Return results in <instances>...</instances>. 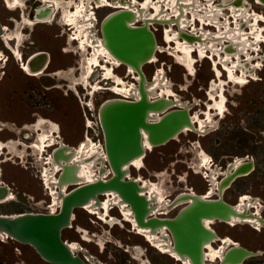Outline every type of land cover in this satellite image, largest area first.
Listing matches in <instances>:
<instances>
[{
  "label": "rangeland",
  "instance_id": "1",
  "mask_svg": "<svg viewBox=\"0 0 264 264\" xmlns=\"http://www.w3.org/2000/svg\"><path fill=\"white\" fill-rule=\"evenodd\" d=\"M56 1L62 11L86 3L83 0ZM137 1L142 2L143 0ZM246 1L248 8L264 16V10L260 5L255 4L253 0ZM200 2L205 4V0H198V3ZM214 3H220V1L215 0ZM40 5L38 0H20L18 6L13 4L15 8L13 9L10 4L0 0V24L8 29L5 34L11 31L13 33L15 21H18V24H24L22 10L25 17L32 19V8H39ZM111 11L112 9L108 7L93 9L96 17V36L100 37V20ZM226 12L223 10V13ZM65 18L67 19L66 16ZM140 23L137 22L136 25ZM258 24L261 27L256 28L260 36L259 40L262 39L264 42V31H262L264 22L259 21ZM31 26L21 29L22 36L20 37L23 40L18 47L19 52L24 57L33 51L43 50L50 56L47 69L36 76H28L19 69L18 61L10 56L5 49V42L0 38V52L2 53L0 66L3 64L5 55L7 56L4 66L0 67V73H2L0 77V123L5 124V126L0 125V180L13 195L12 200L0 204V214L45 213L48 209L54 210L56 207L55 205L50 206L52 195L50 196L44 189L38 178L42 161H37L35 151L32 148L26 149L24 144L31 141L34 133V129L26 125L42 117L58 125L63 143L75 149L83 141L89 145L92 142L99 147L102 144L101 130L93 123L96 121L98 106L104 100L116 97L112 90L121 87L119 91L127 94L129 93L127 89L137 84L136 80L129 75L126 66L104 63L109 68L114 67L113 73L122 78L124 84L118 85L114 78H108L106 70L104 74L108 81L97 83L95 79L102 70L95 68L88 79L89 85L94 87L92 91L94 93L88 94L85 85L87 80L82 81L85 75L81 80L79 79L82 85L76 87L77 94H75L68 89L69 84L71 87L74 85V80L53 75L46 76L45 72L55 69L66 71L68 67H72L74 69L72 76L75 79L79 78L82 71L80 64L88 50L86 52L77 50L74 41L68 45L67 36L70 31L56 23L55 20L51 24L37 23ZM152 26L155 28L153 32L156 42L163 45L162 25L153 24ZM241 29L244 31V27ZM206 30L209 32L208 36H214L213 27L207 26ZM249 40L252 41L250 38ZM65 49L69 51L63 52ZM258 49L260 50L258 56L262 59L264 43L260 42ZM166 50L156 51L154 53L156 60L142 65L141 70L145 78L151 80L160 70L164 79L171 83L173 92L182 101L193 103L191 112L204 109L206 103L211 104L210 107L214 104V100L221 98L225 102L223 103L225 111L222 112V117L215 116L216 113L212 111L214 113L213 125L206 128V133L183 131L173 140L147 151L142 158L141 167L129 168L130 176L141 179L142 182L153 183L156 190H159L157 192L172 199L175 194L185 190H193L196 194L204 193L206 189L208 190L209 181L206 176L210 171L213 172V169L223 171L227 164L235 160V157H246L247 160L252 159L253 161L252 170L246 175L237 177L229 187L223 190L221 197L225 202L234 204L239 194H247L256 199L259 214L264 218V61L260 62L261 59H259L256 64L258 67L251 70L250 78L243 76L244 83L229 80V78L226 81L223 75L222 79L216 75L217 78L214 80L213 62L211 66L208 58L199 57L200 59L193 62V73H190L186 67L177 62L168 47ZM251 62L255 64L256 60ZM249 64H245L246 67ZM215 67L218 69V64ZM108 87L109 90H107ZM209 88L214 91L209 92ZM218 89H220L219 98L216 97ZM209 98L211 101L208 100ZM85 105H91L92 110L88 111ZM85 119H88L92 126L87 129V134L84 128ZM39 133H43V130H39ZM7 139L19 140L22 144L18 145L17 142L12 144L7 142ZM50 150V147L45 148L42 157L46 156L45 153ZM203 155L208 159L206 167L201 166ZM203 167L208 169L207 172ZM74 186V184L68 185L67 190ZM98 198L101 199V196ZM211 198H216V194L211 195ZM182 206H177L165 217L174 216ZM109 213L116 215L115 210ZM210 227L218 236L226 235L247 250L260 251L259 255L246 258L241 264H264V224L256 229L249 224L231 225L215 220ZM84 237L87 238L84 239ZM61 238L67 242H76L103 264H117L116 257L123 250L127 251L126 259L130 261L129 264H149L145 249L152 247L140 236L134 234L128 224H105L82 208L73 210L70 226L62 230ZM155 252L153 256L156 264H177L167 255L160 254L156 250ZM5 256L14 264H50L41 260L29 245L0 237V258H5Z\"/></svg>",
  "mask_w": 264,
  "mask_h": 264
},
{
  "label": "water",
  "instance_id": "2",
  "mask_svg": "<svg viewBox=\"0 0 264 264\" xmlns=\"http://www.w3.org/2000/svg\"><path fill=\"white\" fill-rule=\"evenodd\" d=\"M234 1V0H233ZM236 2L239 0H235ZM264 3V0H259ZM50 9L42 6L35 10V18L48 16ZM133 18L130 10H117L100 20L99 34L109 53L127 64L138 76L137 100L107 99L97 109V120L102 135V149L106 156V170L110 175L92 182L77 184L61 194V201L55 213H18L0 214V232L22 244L29 245L35 253L50 264H85L77 252H72L69 243L61 238L63 229L70 226L75 208H81L89 200L98 202V196L110 191L115 192L128 205L138 226L147 227L163 239L171 241L173 250L179 256H186L190 264H241L246 258L259 255L257 251L247 250L236 244L229 245L216 261H206L202 251L204 242L215 237L214 230L205 228L202 220L227 221L237 212L234 205L225 202L222 191L231 182L246 175L253 167L252 160H245L231 174L219 180L216 198L191 196L190 202L184 204L171 218L149 217V202L139 194L138 185L126 178V165L134 158L144 154L143 142L152 147L160 146L175 138L184 127H192L188 109L192 103L172 108L163 113L159 119L151 120L149 112L166 106V100L158 98L148 100L143 86L144 73L142 65L149 63L156 50V39L152 28L146 24L129 26ZM2 27L0 25V34ZM46 53L38 52L29 58L28 67L35 70L42 67ZM143 133V136L142 134ZM53 160L64 161L57 175L58 182L75 180L74 165L65 161L68 154L63 146L51 150ZM228 169V164L225 167ZM6 187L0 184V197L6 193Z\"/></svg>",
  "mask_w": 264,
  "mask_h": 264
},
{
  "label": "flooded vegetation",
  "instance_id": "3",
  "mask_svg": "<svg viewBox=\"0 0 264 264\" xmlns=\"http://www.w3.org/2000/svg\"><path fill=\"white\" fill-rule=\"evenodd\" d=\"M38 1H40V3H41L40 7L45 6V7H48L50 9L49 15L45 16V17H42L40 19L39 18H35L34 12H35V10L38 9V7H36V8H32L33 9V12H32V15H31L32 19H30L28 17H25L24 14H23V10H22V17L24 18V21H23L24 24L19 27L20 24H18V21H15V29H14L13 33L11 31L10 33L5 34L6 32H8V29H7V27L2 25L3 28H4V34L2 36H0V38L3 39L4 35H7L8 38H9V40L6 43H4L5 49L9 52L10 56L14 60L18 61L19 69L22 70L26 75H28V76H36V75H38L40 73H43L44 70L47 69L48 64L50 62L49 54L47 52L43 51V50H37V51H33V52L29 53L28 55L23 57L22 53L19 52V49H18V47L20 46V43L22 42L23 38L21 39V37H20V42H19V40H17V38H16V35H17L18 32H19V35H21L20 33H22L21 32L22 28H24V27H29L30 28V25H29L30 23L32 25L31 27H33L37 23L51 24V22L55 20L56 23H58L59 25L63 26L64 28L68 29V31H70V33L67 36V44L69 45L71 42L74 41L76 43V49L77 50H79L81 52H86L88 50V53L85 56L84 60L80 64V67H81L82 71H81V75H80L79 78L75 79L74 76H72V71L74 70L72 67H68V69L66 71L65 70H61V69H55L53 71H47V72H45V75L46 76L53 75V76H58L60 78L64 77V78H66L68 80H74V85L71 87V85L69 84L68 85V89L73 91L75 94H77L76 87L78 85H82V82L79 81V79L81 80L82 76H85V75L87 76L88 75L86 77L87 81H86L85 85H86V88L88 90V94H93L94 92L92 93V91H93L94 87H93V85L92 86L89 85V80L88 79L90 78V76L94 72L95 68L102 70L101 74L95 79V80H97V83L100 82V81H108V79L105 78V74H104L105 66H106V65H104V63L105 64H108V63L104 62L103 58L100 59V61H98L97 65H93L92 70L90 72H88V70H87L88 67H89V65H88V57H91L92 53H93V50H92V48L90 46H93L92 44H96V43H93V42H95V40H97V39L101 40V37L96 36V33H95L96 17L94 15L93 9L101 8V7H108V8H111L112 9L111 12H113V11L120 10V9H128L129 7L127 6L126 3L122 4L121 3L122 0H108V3H110V4L103 5V6H97L96 3H94V1H92V2H90V5H91V9H90V11H91V14H90L91 15V19H90V21L86 20V19L82 20V18H80L79 19L80 21L78 20L76 23H73V25L75 24L73 26L72 24H68L66 22V20H65L66 18H65L64 14H63V11L61 9L57 8L54 0H42V1L38 0ZM83 1H86V0H83ZM127 1L132 3V0H124V2H127ZM139 1H142V0H139ZM153 1L155 2L157 0H153ZM176 1L178 2L177 4H175L176 7H177V10H178L177 11V13H178L177 15H176V13L171 12L170 9L163 8L164 10H167L169 12V16L167 18L164 19V18H160V16H154V18H157L158 20H166L169 23H165V24L158 23V22L149 23V27L150 28L153 27L152 26L153 24L162 25V28H161V39L164 42V44L163 45H159L157 43V45L160 47V48H158L157 51H167L166 50L167 47H171L169 49H172L173 46H175V40L173 39V35L175 34L176 38L180 42H187L188 44H191L195 48V49H193V51L191 53V55L194 54V55H192L193 58H194V63L197 61V59H200L199 55H198V51L196 50V49H198L197 47H199L200 44L204 45L205 48H207V51H206L207 53L206 54H208V55H206L203 58H208L209 61L211 62V66H212V62H213L212 60H215V61L218 62V69H220L221 72H222L221 75H220L221 79H222V75H223L224 76L223 79L228 81L227 73L223 69V64L221 62V61H225L226 58H224V57H227V56H229V62L227 61V63H230V65H231V62L237 63V60L239 59L240 64H242V69L246 71V78H250L251 77V70L254 67L255 68L258 67L256 64H257V62H259V59H261V56H258V52L260 51L258 49V44L260 42L261 43H264V42H263L262 39H260L259 41L255 40L254 35L251 33V27H250L249 24L254 22V19H253L252 16L255 13L258 17H260L257 20V27L261 28L259 26L258 22L259 21L260 22H264V16L262 14L256 13L253 9L251 10L250 8H248V3H247L246 0H239V1L242 2L241 5H237L239 3V1L236 2L235 0L234 1L233 0H219L220 3H214L215 0H205V4L201 3V2L198 3V0H192V1L191 0H176ZM186 1L188 3H186ZM189 1H191V2H189ZM4 2H6V1L4 0ZM253 2L255 4L260 5L261 8L264 10V3L260 2L259 0H253ZM139 3H141V2H139ZM209 3H210V5H209ZM193 4H194V6H193ZM195 4L199 5V6H196ZM138 7H141V6L137 5V7H135L133 5L132 10L137 12L136 8H138ZM151 7H150L148 12L142 11L141 15L138 14V16H137L138 18L135 21V23H133V25L136 26L137 22H141V24L144 23L143 20H145L146 18H149L148 17V13H151V11H153V9ZM75 8L71 7L70 9H68L67 12L70 11V13H73L75 11ZM232 8L233 9L243 8L242 12H245V10H246V12L250 11L249 13L251 14V18L246 19V20H240L238 18H235V16L232 13ZM22 9H24V8H22ZM197 10H199V11H197ZM223 10H226L227 12L223 13ZM196 12H198V13H196ZM109 13H107V14H109ZM145 13H147V14H145ZM210 13H213V15H210ZM197 14L203 15V18H204L203 22H201L200 18H196V17H199ZM56 15H57V17H56ZM208 17L210 19H212L213 21H218V23L220 22L219 24H221V25L216 26L214 24L209 23L208 22V19H209ZM154 18H150V19H154ZM250 19H251V21H250ZM84 21L86 23L88 22L90 27L89 28L88 27L85 28L86 30H89V32L85 31V29L83 30L84 32L88 33V37H87V41L88 42L87 41L84 42V44H85L84 46H86V45L87 46L85 47V49L83 51V49L80 48L81 46H80L79 40L77 38L74 39L73 36L76 35V32H78V28L80 27V25H83V23L85 24ZM77 23H78V25H76ZM207 26H211V27L214 28V30H215L214 31V36H208L209 32L206 30ZM242 27H244V31L241 29ZM17 28H19V29H17ZM200 28H201V30H200ZM237 28H239V29H237ZM153 29H155V28L153 27L152 30ZM17 30H18V32H17ZM166 30H168V33L171 36V40L169 42H167L166 38H165L166 37ZM180 30H181V32H183L184 36L187 35L189 37H194L195 39L194 40H189V39H187L185 37H181ZM241 30H242V32H245V33L248 31V33H246L247 34L246 38L243 39V40L238 38L239 35H238V33H236L237 31L241 32ZM200 31H203V32H200ZM227 31L230 32V33L232 32L233 33L232 35L235 36V38L232 35L228 36V34H227L228 32ZM262 31H264V28L262 29ZM201 33H203V34H201ZM82 36L83 35L81 34L80 37L83 38ZM207 38H209L210 40L207 39ZM249 38L252 39V41L249 40ZM235 41H237V42H235ZM211 42L215 45V48H217V50L219 51V56L215 54V55L212 56V58H210V56H211V52L210 51H211V47L213 45V44H211ZM249 43H250V45H249ZM68 51H69V49H65L63 52H68ZM38 52L46 53V61L41 65L42 67H41L40 72L31 73L28 70L29 69L30 70H35V66H33V67L29 66L28 67L27 62H28L29 58H31L34 54H36ZM1 55H2V53L0 52V59L2 60ZM6 60H7V56L5 55V58L3 59V64L0 66L1 68L4 66ZM155 60H156V57L154 56V60H152L151 62H153ZM253 60H256L255 64H253L251 62ZM261 61H264V56L260 60V62ZM249 62L251 64H249ZM245 64H249V66L246 67ZM120 65H123V64L120 63ZM239 67H241V66H239ZM212 70L214 71V80H215L217 78L216 77V72H215V70L213 68H212ZM63 73H64V75H63ZM1 74L2 73H0V77H1ZM238 74L241 75V70H239V68H236L235 75L237 76ZM129 75H131V77L134 80H136V82H137L138 76L136 75L135 72H133V74L130 73ZM246 78H245V80H246ZM218 82H219V80H218ZM230 82H234V81H230ZM244 82L245 81H243L242 83H244ZM234 83L235 84H239L237 82H234ZM83 87L85 88V86H83ZM136 87H137V84H136ZM107 90H109V87L107 88ZM213 91L214 90H211L209 88V92H213ZM218 91H220V89L217 90L216 97L219 98ZM112 92L116 95V97H114V98L134 99L136 97L135 94H133V93L132 94H125L122 91H119L118 88L112 90ZM174 96L176 97L177 95L174 93ZM174 96L173 95L172 96H168L167 95L166 97H169V98H172V99H176ZM177 99L180 102L182 101L180 98H178V96H177ZM208 100L211 101V98H209ZM209 105H211V104L206 103L204 109H200V110H197L195 112L194 111L191 112V108L189 109V114H190V116H191V118L193 120L194 128H195V130H197V131L192 130V131H195V133H203L204 134V133H206V131H205L206 128L211 127L213 125L212 116L214 115V113L212 111H214L216 113L215 116H217V117L221 116L222 117L223 114L221 112H218L219 111L218 109H214L212 107H209ZM85 106H89V105H85ZM176 107H180V106L176 105V106H173V107L169 108L168 110H170L172 108H176ZM200 114H201V116H200ZM199 120L202 121V126L203 127L200 126V124H198ZM0 125L1 126H5L4 123H0ZM55 125L57 126L56 130L54 128ZM26 126L29 127V128L34 129V133H33V138L31 139V141H29L28 143H24V144L26 146V149L27 148H32L35 151L37 161H40V160L42 161V167H41V169L39 171V177L38 178H39V180H41L40 182L42 183V186L44 187V189L50 195L51 186H54L55 190L58 191V187L56 186V180H57V175H58V173L61 170L58 167V165L53 164L50 161L51 150L56 148V146L59 145L61 142L63 143V141L61 140L60 134H59L58 125L55 122H53V121H50V120L42 118V117H38L33 123H31L30 125H26ZM9 128H11V127H9ZM84 128H85V120H84ZM41 129L43 130V133H39V130H41ZM0 130H1V127H0ZM188 130H191V129L185 128L181 132L188 131ZM42 134H43L42 138H45L44 139V143H43L45 145L42 147V150H39L37 145L42 143L41 139H40V136ZM84 136L86 137L85 134H84ZM6 141L9 142V143H12V144H14V142H17L18 145L22 144V142H20L19 140L14 141L12 139H7ZM49 147L51 148L50 152L45 153L46 156L44 155V157H42L43 153L45 152V148H49ZM99 147L101 148V145H99ZM150 148H148L147 151L152 150L153 147H150ZM9 153H10V151H9ZM12 156H13V154L11 155V157ZM207 156L210 158L209 155H207ZM18 157H19V155H18ZM210 160H211V158H210ZM237 160H238L237 164H241L245 160H247V158L246 157H235V160L233 162H231V163H235L236 164ZM141 162H142V159H141ZM231 163H229L228 165H230ZM252 163H253V161H252ZM142 165H143V163H142ZM130 167L135 168L134 166H130ZM46 168L49 169L48 171L50 173L54 172L52 175L49 176V182H50L49 184H50V186L47 185L45 183V181H44L43 171ZM106 168H107V166H106ZM204 169H206V168H204ZM207 170L208 169H206V172H207ZM213 170H214L216 175L211 176V174H210L211 171L208 173V176H206V177H207V179L209 181V186H208V190L206 189L204 191V193L196 194L195 192H193V190H185V191H181V192L175 194L172 199H168V198L162 196L161 200L157 199L159 197V195H161V194H159V192H157V190H153L152 187H151V186H154L156 188V186L153 183L151 184V182H142L140 179H137L136 177L130 176V173H128L127 176H128L129 179L134 178L135 180H137L139 182V184L141 186H143L145 188L144 190H142L140 192V194L144 195L148 199V202H149V205H148L149 206L148 207L149 208V210H148L149 214H148V216L149 217L154 216V217H158V218H171V217H165V215L167 213H169L170 211H172L177 206L184 205V204L187 203V202H181V203L172 205L173 200L177 196H179L180 194L191 193V194H195V195H202V197H204V198H211V195L216 194L218 192V190H219V187H218L219 180H220V178H222V176L225 175V172L227 171V169H224L223 171H220L218 169H213ZM94 172H93V174L96 175V177H98V170H95ZM109 175H110V172L108 171L107 173H105L102 176V178H106ZM218 176L220 178H218ZM234 180L231 182V184L234 182ZM145 183H147V184H145ZM0 184H3L5 187H7L3 182H1V180H0ZM74 185L76 186V184H74ZM149 189H152V192L149 191ZM8 192H9V194L11 196L9 197V195H8V197L5 200L0 201V204L3 203V202L10 201V200L13 199V195L10 192L9 188H8ZM65 192H67V186L65 187ZM236 200H237V202L234 203L236 206H241V205H246L247 206V210H246V214L247 215L248 214H253L255 216L260 217L262 220H264V218L259 214V210L257 209L258 208V204H257L255 198H252L251 196H248L247 194H239L236 197ZM104 202L106 203V205L104 204ZM49 204H50L51 207L54 206L52 200H51V202ZM88 205H89L88 207H87V205H85V206H82L81 208L84 209L85 211H87V213H89L91 215H95V217L98 220H100V221L102 220L105 224L109 223V225L122 224V223L128 224L130 229L133 231L134 234L140 236L144 240V242H146L149 246L154 248L160 254L167 255L169 258H171L177 264H190L189 259L186 256H179L173 250L172 243H171L170 240L168 242V241L163 239V234H161L160 237H159L158 233L152 232V230L150 228L138 226L136 224L135 220H134V216L132 214L131 209L128 207V205L126 203L121 202L120 198L117 195H115L113 193H107V194L101 196V199L99 200V204H97L96 202H91ZM58 207H59L58 205H56V207H54L55 212L57 211ZM112 210L113 211L115 210V213H116L115 216L111 215L109 213ZM11 214H14V213H11ZM126 216H128V217H126ZM250 219L251 218H248V219L244 220L245 221L244 223H240L239 220H235L234 222H226V223L231 224V225H234V224H249V225H251L252 227H254L256 229L260 228L263 225V224H261L259 221L255 220V219H251V220ZM207 221H209V220H204L203 221L205 226L208 227L209 229L213 230L210 227V224H212L213 221H209L210 222L209 224L207 223ZM83 235L85 236V233ZM0 237L3 238L2 236H0ZM8 238L9 237H5L3 239H8ZM86 238L87 237H84V239H86ZM215 242H217V243H216V245L213 246L212 244L215 243ZM68 243H69V246L71 247V249L73 250V252L74 253L77 252L78 256H80L83 259L85 264H103L101 261H99L98 259L93 257L89 252H87L86 250L82 249L76 242L70 241ZM207 244H210V246L212 248H214L215 250H219L220 249L221 250V254H222L224 252V250H225V246L228 247L229 245H236L237 243H235L232 239H230L226 235L218 236L216 234V236L213 239H211L209 241V243H207ZM207 244L204 245V255H205L206 260L213 262L217 258H220V257H217V258L212 260V259H210L207 256V253H208ZM152 248L145 249L146 253H147L146 259H147L149 264H156L155 261H154V256H153L156 252ZM221 248H223V249H221ZM126 252H127L126 250H123L122 252H120L118 257H116V260L118 259L117 264H129L130 261L129 260L127 261V259H126ZM41 260H43V259H41ZM0 264H14V263L12 261H9L8 257L5 256V258H0Z\"/></svg>",
  "mask_w": 264,
  "mask_h": 264
},
{
  "label": "bare ground",
  "instance_id": "4",
  "mask_svg": "<svg viewBox=\"0 0 264 264\" xmlns=\"http://www.w3.org/2000/svg\"><path fill=\"white\" fill-rule=\"evenodd\" d=\"M6 3L10 4L12 7H13V4H16L17 6L19 5L20 3V0H5ZM94 1V3H96L97 6H103V5H108L110 3H108V0H86V3H81V5H77L76 8H75V11L73 13H70L67 12L68 10L64 9L63 10V14L64 16L67 17L66 19V22L68 24H72L73 23H76L80 18H82V20H89L91 19V5H90V2ZM192 1V0H191ZM189 1V2H191ZM56 6L58 9H61V6L58 5V1L54 0ZM85 2V1H84ZM122 4L126 3L127 6L129 7L128 9H123V10H130L132 13H133V18H131L129 21H128V25L129 26H135L133 25V23H135V21L137 20V16L138 14L141 15L142 14V11H146L148 12L150 7L153 9V11H151V13H148V17L149 18H146L145 20H143L144 23L142 24H146L148 25L149 27V23L151 22H158V23H162V24H165V23H169L168 21L166 20H158L157 18H154V16H160V18H167L169 16V12L167 10H164L163 8H168L170 9L171 12H174L176 13V15L178 14L177 13V7L175 4H177L178 2L176 0H157V1H153V0H144L142 1L141 3H139L137 0H132V3L131 2H124V0L121 1ZM181 3V2H180ZM183 3V2H182ZM186 3H188L186 1ZM242 2L239 1V3L237 5H241ZM133 5L135 7H137V5L141 6V7H138L136 8L137 9V12L132 10V7ZM196 5V4H195ZM210 5V3H209ZM194 6V4H193ZM196 6H199V5H196ZM198 8V7H197ZM201 8V7H200ZM14 9V7H13ZM185 9V8H184ZM66 10V11H65ZM193 10V9H192ZM243 8H238V9H233L232 8V13L233 15L235 16V18H238L240 20H246V19H249L251 18V14L249 12H242ZM90 11V12H89ZM117 11V10H116ZM199 11V10H198ZM211 11V10H210ZM114 12V11H113ZM185 12V11H184ZM194 12V11H193ZM203 12V11H202ZM111 13V12H110ZM198 13V12H197ZM147 14V13H145ZM202 14V13H201ZM192 15V14H191ZM199 17H196V18H200L201 22H203L204 18H203V15H199L197 14ZM210 15H213V13H210ZM212 17V16H211ZM253 19H254V22L249 24L250 27H251V33L254 35V38L256 40L259 41V34H258V28L257 27V20L258 17L255 13L253 14ZM150 18H154V19H150ZM209 18V17H208ZM207 18V19H208ZM213 18V17H212ZM252 19V20H253ZM80 21V20H79ZM251 21V19H250ZM85 22V21H84ZM208 22L211 23V24H214L216 26H219L221 24L218 23V21H213L212 19H208ZM239 22V21H238ZM30 23V22H29ZM28 23V24H29ZM66 24V23H65ZM82 24V23H81ZM31 25V23L29 24ZM75 25V24H74ZM73 25V26H74ZM78 25V23L76 24ZM203 25V24H202ZM21 26V24L19 25V27ZM213 26V25H212ZM239 26V25H238ZM237 26V27H238ZM2 27V32L0 34V36H2L4 34V28L3 26L1 25ZM89 28L90 25L89 23L85 22V24L83 23V25H80V27L78 28V32H76V35L73 36L74 39H78L79 42H80V48L85 49V47L87 46H84V42L87 41V37H88V33L89 30H86L85 28ZM225 27V26H224ZM150 28V27H149ZM19 29V28H17ZM85 29V31L87 32H84L83 30ZM167 29V28H166ZM239 29V28H237ZM201 30V28H200ZM204 30V29H203ZM221 30V29H220ZM198 31V30H197ZM18 32V30H17ZM200 32H203V31H200ZM217 32V31H216ZM228 32V31H227ZM221 33V32H220ZM223 33V32H222ZM236 33H238L239 37L241 40L245 39L246 38V33L245 32H240V31H237ZM22 34V33H20ZM83 35L81 38L80 35ZM203 34V33H201ZM208 34V33H207ZM218 34V33H217ZM225 34V33H224ZM223 34V35H224ZM228 36H231L233 33L231 32H228L227 33ZM180 35L181 37H185L189 40H194L195 38L194 37H189V36H184L183 32H181L180 30ZM235 35V34H234ZM237 35V34H236ZM241 35V36H240ZM206 36V35H205ZM218 36V35H217ZM233 36V35H232ZM80 37V38H79ZM226 37V36H225ZM235 38V36H233ZM237 37V36H236ZM16 38L17 40H20V35H19V32L17 33L16 35ZM22 38V37H21ZM166 41L169 42L171 40V36L169 35L168 33V30H166ZM203 38V37H202ZM173 39L175 40V46H173L171 50V54L176 58L177 62L179 64H181L182 66L186 67L187 70L190 72V73H193V62H194V59L192 58V55H191V52L193 51V49H195L191 44H188L187 42H180L177 38H176V35L174 34L173 35ZM209 39V38H207ZM3 40L5 41V43L9 40L8 36L7 35H4L3 36ZM77 40V41H78ZM95 40V39H94ZM188 40V41H189ZM210 40V39H209ZM239 40V39H238ZM206 41V40H205ZM248 41V40H247ZM78 42V43H79ZM88 42V41H87ZM93 42V41H92ZM102 42V39L101 40H95V42L93 43H96V44H92L93 46H90L93 50V53H92V56L91 57H88V72H90L92 70V67L93 65H97L98 64V60L99 59H104V62L106 63H110L114 66H118L121 64L125 65L128 67V73H133L134 71L127 65V64H124L122 63L121 61H119L117 58H115L114 56H112L109 51L107 50V48L104 46ZM209 42V41H208ZM237 42V41H235ZM256 42V41H255ZM251 43V42H250ZM249 43V45H250ZM101 44V45H100ZM211 44H213L211 42ZM210 44V45H211ZM247 44V43H246ZM256 44V43H255ZM97 45V46H96ZM248 46V45H247ZM249 47V46H248ZM158 48H160L158 45H157V42H156V50L155 52L158 50ZM170 48V47H168ZM198 49H196L198 51V55L200 58H203L205 57L207 52V48H205L204 45L200 44L199 47H197ZM250 48V47H249ZM210 49V48H209ZM245 49V48H244ZM196 51V52H197ZM211 58L213 55H218L219 56V51L217 50V48H215V45L213 44L212 47H211ZM248 52V51H247ZM20 55V54H19ZM154 56L150 59L149 62H151L152 60H154ZM220 58V57H219ZM226 58L225 61H221L222 64H223V69L226 71L227 73V76L229 78V80H238L237 82H243V76H245L246 74L244 72H246L245 70L242 69V64H240L239 62V59L237 60V63H234V62H231V65L230 63H227V61L229 62V56L227 57H224ZM238 58V57H237ZM46 60H44L45 62ZM213 61V69L215 70L216 72V75L217 77H220L221 75V72L220 70H218L215 65L218 64L217 61L215 60H212ZM241 66V67H239ZM236 68H239V70H241V76H236L235 75V70ZM29 69V68H28ZM113 69L114 67H111L109 68L107 65L105 66V70H106V75H108L107 77L108 78H114L117 82L118 85H122L124 84V81L122 78H120L118 75H115L113 73ZM41 70V68H40ZM40 70L38 69L37 71H31L30 69L28 70L29 72L31 73H38L40 72ZM88 76V75H87ZM83 77V80L84 81L86 79V77ZM138 80V79H137ZM127 83V82H126ZM125 83V84H126ZM143 86L145 88V92H146V95H147V98L148 100H156L158 98H163L166 100V106H164L162 109L158 110V111H154V112H149V116L151 118V120H156V119H159L160 116L165 113V111H167L169 108L173 107V106H184V105H188V102L187 101H179L177 99V96L175 97L174 96V92L173 90L171 89V83H169V81L167 82L165 79H164V76L162 75V72L159 70L156 72L155 76L151 79V80H148L146 78H144V82H143ZM121 88V87H120ZM118 88V89H120ZM124 91V89H121ZM127 91H129V93L127 94H130V91H132L133 94L136 95V97L134 99H124V100H137L139 98V92H138V85L137 87L135 85H131L129 87V89H127ZM124 93V92H123ZM174 96L176 99H172V98H169V97H166V96ZM179 98V97H178ZM112 99H122V98H112ZM224 99L221 98L220 100H214V104L210 107L214 108V109H218L219 111L218 112H223L224 111ZM193 104V103H192ZM90 106V105H89ZM193 106V105H192ZM190 109V108H189ZM189 109H188V114H189ZM223 114V113H222ZM208 116V115H207ZM189 117H190V120H191V124H192V127H184L182 130H184L185 128H189L191 130H195L194 128V125H193V120L189 114ZM210 117V116H209ZM199 118V117H198ZM209 119V118H208ZM205 121V120H204ZM211 122V121H210ZM206 123V122H205ZM89 121L86 119L85 120V129H86V133H87V128H89ZM200 126H202V121L199 120V123ZM203 127V126H202ZM55 130L57 128V126L55 125L54 126ZM204 129V128H203ZM197 131V130H195ZM142 136H143V133H141ZM43 136V135H42ZM44 139L45 138H41V144L37 145L38 149L39 150H42V147L45 145L43 144L44 143ZM53 139V138H52ZM91 142V141H90ZM58 146H63L64 147V152L68 154V158L67 160L65 161V163L67 164H71V165H74V173H75V180L74 181H71V182H64V183H59L58 180H56V186L58 187V191L55 190L54 186H51L50 188V194L52 195V202L53 204L56 206L58 205L59 206V203L61 201V194H65V187L68 186V185H71V184H81V183H86V182H92L94 180H97L98 178H102V176L107 173L109 171L106 170V156H105V153H104V150L102 149V146L101 148L100 147H97V145L95 144H86L84 141L80 143V146L75 149L67 144H64V143H60ZM143 146H144V154L146 153L147 149L152 147L150 144H148L147 142H143ZM148 147V148H147ZM2 148V147H1ZM55 149V148H54ZM53 149V150H54ZM151 149V148H150ZM144 154L143 155H140L134 159H132L127 165H126V168H127V171H126V178H128V173H129V167L130 166H134L135 168H139L142 166V162H141V159L144 157ZM205 155H203L204 157ZM50 161L53 163V164H56L58 165V167L60 168L62 164H64V161L62 160H59V161H55L53 160L52 156L50 158ZM208 159L206 157L202 158L201 159V166H208ZM238 163V160L236 161V164L235 163H231L230 165H228V169L227 171L225 172V175H228V174H231L232 170L234 168H237L239 167L241 164H237ZM240 163V162H239ZM61 169V168H60ZM212 169V168H211ZM49 169L46 168L44 169L43 171V176H44V181L47 185L50 186V182H49V176L52 175L53 173H50L48 171ZM57 170V169H56ZM94 170H98V177H96V175L93 174ZM211 176H214L216 175L215 172H211L210 173ZM94 175V176H93ZM219 175V174H218ZM93 176V177H92ZM223 177V176H222ZM132 180H134L135 182H137V185H138V192L140 194V192L142 190H144L145 188L143 186H141L139 184V182L137 180H135L134 178H131ZM213 179V178H212ZM141 180V179H140ZM213 183V182H212ZM147 184V183H145ZM152 184V183H151ZM153 190H156V188L154 186H151ZM6 193L0 197V201H3L5 200L8 195L9 197L11 196L8 192V188L6 187ZM152 189H149V191L152 192ZM158 190V189H157ZM159 191V190H158ZM211 191V190H210ZM156 192V191H155ZM212 192V191H211ZM223 192V191H222ZM108 193V192H107ZM105 193V194H107ZM109 193H113L115 195H117L119 197V195L115 192H112L110 191ZM155 194V193H154ZM161 194V193H159ZM141 195V194H140ZM144 196V195H142ZM191 196H195V194H191V193H183V194H180L179 196H177L173 202H172V205L174 204H178V203H181V202H190L191 199L190 197ZM145 197V196H144ZM120 198V197H119ZM146 198V197H145ZM204 198V197H202ZM147 199V198H146ZM157 199H162V195H159V197ZM100 200V199H99ZM99 200L98 202L94 201L93 199L89 200L86 204H84L83 206L87 205V207L89 206L88 204H90L91 202H96L97 204H99ZM121 202L125 203L121 198H120ZM148 200V199H147ZM242 203V202H241ZM250 203V202H249ZM104 204L106 205V203L104 202ZM158 205V204H157ZM234 205V208L236 210V214L235 215H230L229 219L227 221H224V222H234L235 220H239L240 223H244L246 219L248 218H251V219H255L257 221H259L261 224H264V220H262L260 217L258 216H255L253 214H246V210H247V206L246 205H241V206H236L235 204H232ZM250 205V204H249ZM107 208V207H106ZM108 211V210H107ZM48 213H55V209H51L49 210ZM14 214H18V213H14ZM6 215H9V214H6ZM10 215H13V214H10ZM126 215V214H125ZM128 217V216H126ZM250 219V220H251ZM204 220H209V219H203L202 220V223L204 225L205 228H208L205 226L204 224ZM209 221H212V220H209ZM207 221V223L209 224L210 222ZM215 221V220H214ZM258 223V222H257ZM209 229V228H208ZM211 230V229H209ZM0 236H2L3 238L5 237H8L7 234L3 233V232H0ZM152 236V235H151ZM164 236V235H163ZM215 236H216V233H215ZM214 237H212L211 239H213ZM210 239V240H211ZM209 240V241H210ZM209 241L207 242H204L203 245H202V251H203V255H204V245H206L207 243H209ZM154 244V243H153ZM70 247V246H69ZM157 247V246H156ZM227 248V246H225ZM207 248H208V253H207V256L210 258V259H215L217 257H221V250H215L214 248H212L210 246V244H207ZM71 249V247H70ZM223 249V248H221ZM72 250V249H71ZM73 252V250H72ZM258 253H260V251L257 250ZM223 254V253H222ZM205 257V255H204ZM180 260V259H179ZM206 260V258H205ZM207 261V260H206Z\"/></svg>",
  "mask_w": 264,
  "mask_h": 264
},
{
  "label": "built area",
  "instance_id": "5",
  "mask_svg": "<svg viewBox=\"0 0 264 264\" xmlns=\"http://www.w3.org/2000/svg\"><path fill=\"white\" fill-rule=\"evenodd\" d=\"M87 107V109H88V111H91L92 110V106L90 105V106H86ZM86 118V117H85ZM86 120V119H85ZM88 120V119H87ZM89 121V120H88ZM89 128H92V126H91V122L89 121ZM94 123V125L95 126H99V124H98V120H97V117H96V121L95 122H93ZM86 128V127H85ZM89 128H87V129H89ZM49 212V209L47 210V212H45V213H48ZM37 213H44V212H37Z\"/></svg>",
  "mask_w": 264,
  "mask_h": 264
}]
</instances>
